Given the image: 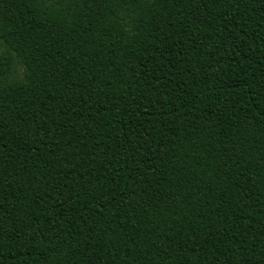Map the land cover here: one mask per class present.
Returning a JSON list of instances; mask_svg holds the SVG:
<instances>
[{
  "label": "trees",
  "instance_id": "obj_1",
  "mask_svg": "<svg viewBox=\"0 0 264 264\" xmlns=\"http://www.w3.org/2000/svg\"><path fill=\"white\" fill-rule=\"evenodd\" d=\"M0 264H264V0H0Z\"/></svg>",
  "mask_w": 264,
  "mask_h": 264
}]
</instances>
